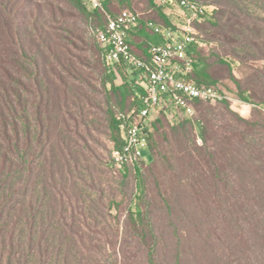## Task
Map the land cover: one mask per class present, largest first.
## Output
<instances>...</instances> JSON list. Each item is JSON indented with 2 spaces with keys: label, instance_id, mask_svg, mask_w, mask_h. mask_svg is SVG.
Returning <instances> with one entry per match:
<instances>
[{
  "label": "rangeland",
  "instance_id": "rangeland-1",
  "mask_svg": "<svg viewBox=\"0 0 264 264\" xmlns=\"http://www.w3.org/2000/svg\"><path fill=\"white\" fill-rule=\"evenodd\" d=\"M196 1L212 6V14L190 19L189 12L176 5L163 11L179 32L190 21L198 58L207 59L217 87L231 100L194 104L191 116H173L169 106L162 108L165 119L152 134L162 152L141 166V193L132 166L122 175L111 162L117 131L109 126L108 108L117 103L109 83L104 86L105 66L95 31L88 19L60 2L67 14L61 27L79 37L71 38L74 46L60 48L71 75L60 72L61 81L51 76L44 154L52 193L47 222L65 230L62 238L76 239L70 232L81 229L79 239L85 243L116 240L134 252L139 236L129 211L139 209L145 240L155 242L154 264H264V182L258 166L264 151V105L257 104V97L264 98V59H250L264 53V22L255 20L264 19V0ZM128 8L144 17L157 15L149 0H129ZM231 76L249 89L245 94H251L250 101L237 96ZM119 81L115 78V84ZM40 160L37 156L27 191L19 197L21 213L30 191L34 188V196L41 185ZM217 161L223 163L218 173L225 185L210 184L209 177L215 178L206 166L213 169ZM139 255L144 259L145 251Z\"/></svg>",
  "mask_w": 264,
  "mask_h": 264
},
{
  "label": "trees",
  "instance_id": "trees-1",
  "mask_svg": "<svg viewBox=\"0 0 264 264\" xmlns=\"http://www.w3.org/2000/svg\"><path fill=\"white\" fill-rule=\"evenodd\" d=\"M61 1L88 19L94 31L105 25L106 13L117 14L124 9L132 10L128 8L129 0H105L104 11L91 9L82 0H0V264H154L155 242L145 240L146 231L139 209L129 211L132 229L139 236L132 246L134 252L121 242L118 245L116 240L112 243H85L79 239L78 233L81 229H78L79 232H70L76 239H64L62 234L65 230L60 227L53 229L47 222V204L52 193L47 182L48 171L44 154L49 138L48 109L53 83L51 76L61 81L60 72L71 75V67L68 68L63 61L60 48L65 47L67 43L74 46L72 37L79 39L69 27H61L67 16L59 5ZM149 3L157 15L141 16L140 33L128 40L132 52L145 60H148L146 51L150 45L149 41L155 34L149 22L164 28H175L163 11L165 6L158 5L157 0H149ZM255 20L264 22V19L260 18ZM49 28L58 32L52 33ZM196 47V43L190 47L194 69L188 79L197 84L217 87V79L208 68L207 59L198 58ZM99 51L101 54V48ZM231 54L233 57H239L235 53ZM239 59L245 60L244 57ZM250 59H264V53L252 55ZM196 64L199 65L198 68ZM117 77L120 78L119 84H115ZM103 78L104 86L109 83L110 92L116 95L117 107L108 108V118L110 128L117 131L113 136V146H117L123 141L128 123L137 118L136 110L145 92L139 81L144 80V75L140 70L128 69L126 65L119 64L115 68L105 66ZM231 79L235 82L237 96L244 101H250L251 94H245L249 89H242L235 77L231 76ZM257 99V104L264 105L263 97ZM201 102L195 100L194 104ZM131 105L132 108L128 109ZM163 119L165 115L161 108L146 129V159L132 166L137 178L136 190L140 193L143 181L140 175L141 166L151 164L162 152L160 142L153 140L152 134L154 129L159 130L156 124ZM119 130H123L122 135ZM157 131L155 135L158 138L160 131ZM201 136L206 145L204 128L201 129ZM37 156L41 157V185L34 196H31L34 188L30 191L27 209L21 213L23 210L19 197H23L27 191L26 181L31 176ZM261 156L258 166L264 182V151ZM217 162L213 169L206 166V171L215 178L212 180L209 177L210 184L220 182L219 185H225L226 179L221 178L218 173L223 163ZM129 168L116 169L125 175L127 171L130 172ZM23 175L26 177L25 182L20 183ZM199 191H202V188ZM58 196L60 205L63 206L62 196ZM35 200L39 201V206L34 205ZM142 251L146 254L144 259L139 255Z\"/></svg>",
  "mask_w": 264,
  "mask_h": 264
},
{
  "label": "built area",
  "instance_id": "built-area-1",
  "mask_svg": "<svg viewBox=\"0 0 264 264\" xmlns=\"http://www.w3.org/2000/svg\"><path fill=\"white\" fill-rule=\"evenodd\" d=\"M82 1L91 9L105 10V0ZM157 3L183 8L189 12L190 19L211 15L213 10L212 6L196 0H157ZM139 17L138 12L128 9L117 14L106 13L105 25L95 30L106 67L124 64L144 75L141 85L145 92L136 110L137 118L126 126L122 143L111 148V162L118 169L138 165L146 159V129L159 109L169 106L173 116H191L195 100H231L226 91L188 79L193 69L190 47L196 42L190 21L181 32L149 22L155 33L166 38L149 45L148 60H145L132 52L128 41L129 33L138 26Z\"/></svg>",
  "mask_w": 264,
  "mask_h": 264
},
{
  "label": "crops",
  "instance_id": "crops-1",
  "mask_svg": "<svg viewBox=\"0 0 264 264\" xmlns=\"http://www.w3.org/2000/svg\"><path fill=\"white\" fill-rule=\"evenodd\" d=\"M141 23H142V19H141V15H140L138 26H137L134 30H132V31L129 33V35H128V40H131V38H133L135 34L137 35L138 33H140ZM154 25H156V24L154 23ZM156 26H160V25H156ZM160 27L164 28L163 26H160ZM165 38H166V37H165L164 35L159 34V33H155V34L151 37V39H150V41H149V44H151V43H160V42H163V41L165 40ZM134 42H135V41H134ZM136 43H139V42H136ZM134 49H135V48H134ZM135 51H136L139 55H141V54L138 52L137 49H135ZM146 54H148L147 51H146ZM193 69H194V68H193ZM196 70H197V69H196ZM139 84L141 85V80L139 81ZM141 86H142V85H141Z\"/></svg>",
  "mask_w": 264,
  "mask_h": 264
}]
</instances>
